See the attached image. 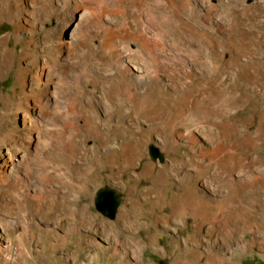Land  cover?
<instances>
[{
	"label": "rangeland",
	"instance_id": "374dc122",
	"mask_svg": "<svg viewBox=\"0 0 264 264\" xmlns=\"http://www.w3.org/2000/svg\"><path fill=\"white\" fill-rule=\"evenodd\" d=\"M90 1L0 0V264H264V0Z\"/></svg>",
	"mask_w": 264,
	"mask_h": 264
},
{
	"label": "bare ground",
	"instance_id": "6f19581e",
	"mask_svg": "<svg viewBox=\"0 0 264 264\" xmlns=\"http://www.w3.org/2000/svg\"><path fill=\"white\" fill-rule=\"evenodd\" d=\"M109 5H111V4L109 3ZM81 7H83V6H81ZM86 12H87V9H80V8H78L76 10V14L74 16L76 18V21H77V18H78L79 15H80V18H79L80 20H81V18L85 17ZM100 15H101V13H100ZM119 16H120V14H119ZM100 19L102 20V18H100ZM72 20H73V18H72ZM72 24H74V23H72ZM143 58H144V56H143ZM138 61H139V59H138ZM138 61L135 60V59L134 60H130V62L134 63V66L133 67L139 73H141V72H143V70H142V67L139 66L140 61H139V64H138ZM48 68H49V66H48V64L46 62L36 63L35 65H32V69H34L35 76H36L35 77L36 78V81L34 82V84H35L34 91L36 90L37 91V94L40 96L41 99H44L45 102H49L52 99L53 94L55 92V88H56L55 82L53 80V77L49 73ZM32 94L33 93L30 94V92L24 91V96L25 97H28L29 96V97H31V99H26L24 101L20 99V100L16 101L13 104L14 105V106H12L13 109L20 110V111H22V113H21V115L20 114H17V116H16V120L17 121L15 122V124H13V125L11 124L12 125V128H10L9 131L6 134H4L3 137H2V139H1L2 141H5V142L7 140L16 142L17 139L20 138L22 140L23 144H24V148H25L24 150L29 151L30 153L35 150V146L37 145V142H39V141L42 140V133H43L44 128H45V126H44L45 118H44L42 112L40 111V109L38 107L39 105L37 104V100H33L34 98H32ZM6 100H7V98H6ZM192 111H193L194 114L196 113L195 116H197L198 118L201 116V114H200L201 111L198 110L197 108H195L194 106L192 108ZM4 120H5V118L3 116H1L0 117V124L1 125H2L3 122H5ZM5 149L9 152V148H7V146L6 147H1L0 146V152L2 151L1 153H3V151H5ZM16 153L17 154H15L16 155L15 160H8L9 162L7 161V164H10V165L12 164L11 165L12 168H17V167L21 166L20 163H21L22 159H24V153L21 154L20 153V150H17ZM26 154H27V152H26ZM18 160H21V161H18ZM7 164H6V167H7ZM11 166H10V168H11ZM5 220H6V222H9L10 221V219H5ZM12 223H14V222H12ZM7 255L8 254H6V256Z\"/></svg>",
	"mask_w": 264,
	"mask_h": 264
},
{
	"label": "water",
	"instance_id": "95a60500",
	"mask_svg": "<svg viewBox=\"0 0 264 264\" xmlns=\"http://www.w3.org/2000/svg\"><path fill=\"white\" fill-rule=\"evenodd\" d=\"M98 207L109 215H113L117 206V199L112 192H101L97 201Z\"/></svg>",
	"mask_w": 264,
	"mask_h": 264
}]
</instances>
